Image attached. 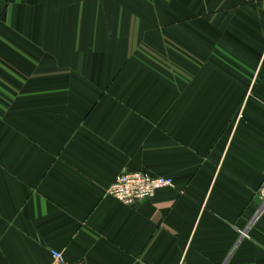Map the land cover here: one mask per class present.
<instances>
[{
    "label": "crops",
    "instance_id": "crops-1",
    "mask_svg": "<svg viewBox=\"0 0 264 264\" xmlns=\"http://www.w3.org/2000/svg\"><path fill=\"white\" fill-rule=\"evenodd\" d=\"M263 184L264 0H0V264H264Z\"/></svg>",
    "mask_w": 264,
    "mask_h": 264
},
{
    "label": "built area",
    "instance_id": "built-area-1",
    "mask_svg": "<svg viewBox=\"0 0 264 264\" xmlns=\"http://www.w3.org/2000/svg\"><path fill=\"white\" fill-rule=\"evenodd\" d=\"M172 186V179L155 177L148 172L123 173L108 188L107 195L125 206L135 207L153 199L159 191ZM259 196L263 202L260 210L262 211L264 209V184L259 190ZM247 236V232H242L243 238ZM51 255V264H85L70 262L59 251L54 250Z\"/></svg>",
    "mask_w": 264,
    "mask_h": 264
}]
</instances>
